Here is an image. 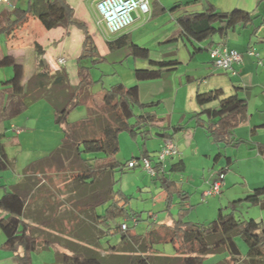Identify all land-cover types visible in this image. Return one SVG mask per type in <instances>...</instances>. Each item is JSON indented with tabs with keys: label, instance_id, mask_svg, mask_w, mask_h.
<instances>
[{
	"label": "trees",
	"instance_id": "trees-1",
	"mask_svg": "<svg viewBox=\"0 0 264 264\" xmlns=\"http://www.w3.org/2000/svg\"><path fill=\"white\" fill-rule=\"evenodd\" d=\"M37 2L41 4L40 8H37ZM184 6L175 3L169 11L174 12ZM30 13L37 16L46 28L73 24L82 29L84 34L82 52L77 58L80 81L73 97L55 112V121L64 124L63 141L47 159L33 164L35 168L36 164H46L57 154L62 156L67 153V156L78 165L77 170L74 171L75 189L73 190L85 220L82 219L74 226V237L81 242L64 238L62 244L69 253L57 251L54 264H202L205 256L221 251H226L229 258L218 264H264V224L261 219L237 218L233 211L225 213L222 208H218L216 217L206 223L186 221L183 216L188 210L189 195L172 179H166L162 184L167 202H171L172 193L176 192L179 196L176 202L177 214L170 223L153 222L144 234L131 231L127 223V228L121 229V224L126 221L118 223L116 218L126 217L128 196L119 189H114L117 181L116 171L123 173L125 169L141 166L130 167L127 164L133 159L147 157L155 168V174H159L164 172V164L169 158L159 162L156 157H152L143 149L140 155L120 162L115 158L119 150L118 134L121 130H127L136 138L140 133L144 140L149 133L148 126L157 125L156 123L160 121L155 114L146 110L157 102H139L137 84L125 86L122 83H115L108 88L104 87L99 108L90 110L86 121L69 123L68 114L86 101L93 86L88 67L82 64V59L97 56V49L86 25L73 16V9L66 0H27L25 8L15 5L7 12L1 11L0 34L18 26ZM198 17L205 19V27L195 28L194 23ZM255 17L257 14L252 11L239 8L221 11L209 4L203 11H182L176 15L175 20L179 26L177 35L192 55L201 49L195 45L196 42L208 39L215 33L221 38H226L227 33L235 26L246 27L253 24ZM261 20L260 24H264V16ZM257 27L254 26L253 33ZM106 44L109 50L125 46L131 51L138 49V45L127 33L108 39ZM148 63V68L135 69L137 80L156 79L166 70L175 69L179 62L176 59H148ZM5 65H11L13 73L10 78L2 82L1 93H6L7 96L3 112L13 117L25 107L21 100L24 67L8 54L0 57V66ZM195 101L201 107L194 115L196 124L203 128L205 134L214 143L236 145L241 142V139L234 136V129L245 117L247 105L245 98L236 92L224 96L222 89L216 88L197 91ZM212 102L216 104L207 106ZM134 107L140 108L141 112L135 113ZM132 117L134 122L129 123ZM90 121L94 124L96 132L78 136L79 128H84ZM185 127L182 122L167 124L163 125L157 134L162 138L171 139L172 132ZM142 145L144 146V143ZM256 148L259 153H264V143H257ZM219 156H221L220 151L215 153L214 160ZM230 162V156H226L225 166L222 169L227 170ZM8 164L7 153L0 141V171L5 170ZM172 166L182 170L183 162L180 159ZM236 202H246L264 209V186L256 187L244 197L233 201L231 203L233 210ZM105 203L108 204L103 213L98 214L96 207ZM25 205L26 196L17 190H5L0 196V211L6 214L0 218V229L4 235L1 248L14 252L18 264H32L31 253L37 248L36 235L23 218ZM81 222L85 225H81ZM104 233H119V242L116 245L102 247L100 238ZM236 236L241 237L240 239L247 245L243 257L235 240ZM163 242H171L175 247V254L167 255L160 252L156 246ZM48 245L50 242L45 239L44 247ZM18 248L21 252H18ZM100 248L106 253L102 254Z\"/></svg>",
	"mask_w": 264,
	"mask_h": 264
},
{
	"label": "rangeland",
	"instance_id": "rangeland-1",
	"mask_svg": "<svg viewBox=\"0 0 264 264\" xmlns=\"http://www.w3.org/2000/svg\"><path fill=\"white\" fill-rule=\"evenodd\" d=\"M11 1L12 0H10L9 6L0 3V12L3 10L7 12L12 9L15 6L14 2L20 8H25L27 6V0ZM70 1L73 4H76L79 1L86 12L79 16L85 17L88 20V23L90 22L92 26L95 27L93 23L98 17L95 1ZM36 5L37 8L41 7V4L38 2ZM36 21L38 22V20ZM56 27L57 26L51 27L53 30H48V28H43L38 22V25H30L28 35L43 44L45 46L44 48L49 49L54 61L58 55L62 56L65 59V63L59 64V66L62 68H68V70L71 68L73 69L77 63L75 55L81 47V43L77 42L75 49L70 48L68 44L65 46L64 50L56 48L55 43L52 42V38L57 34V30H54ZM96 28L98 30L97 26ZM80 30H77V32L80 35H83L82 29ZM101 31H99L101 35L100 37L107 35L106 31ZM99 48L100 50L102 49L101 44L99 45ZM117 50L118 49L111 51L115 53ZM18 53L21 54V56L18 57V60L24 64L26 70H30L34 63L33 50L26 47ZM5 54V37L1 34L0 57ZM169 59L178 60L179 63L177 64L176 69L166 70L161 74L162 77L160 76L156 79L146 80L149 83H158V85H160L156 86V88H150L152 94L159 92L161 97H166L167 95H170L171 90L175 92V89L178 88V79L175 81L174 88L172 89V87H169V81L167 82L163 75L169 73V75L173 76L175 75L173 74V71L184 72V70L188 68L184 62H181V57L177 51H174V53L166 57V60ZM134 60L135 57L133 55L129 57L127 56L120 61H116L112 55L107 57L97 55L83 58L82 64L88 67L93 85H96L95 88H108L115 83H122L125 86H131L133 84L138 85L139 83L144 82L137 80L135 77L134 71L137 67L134 65ZM12 73L13 70L11 65L0 66V92L3 87L2 82L10 78ZM223 75H225V77L229 76L228 74ZM181 80L186 81V75L182 76ZM204 80L207 81L208 77ZM203 82L202 79L197 78L194 80V83L190 82L192 84L188 85L191 87L194 85V90L198 88L197 91H205L212 88L209 87L210 85L202 84ZM186 83L188 82H184V84ZM227 85L228 84L222 89L224 96H227L232 92ZM186 89L189 88L181 87L179 90L177 96L178 105L173 116V122L174 124L178 123L177 117L180 114L178 108H185L188 114L182 124L188 126V128L185 127L176 130L174 133L171 131V134H173L171 139L179 151V154L172 158L173 160H177L179 157L183 158L185 167L183 170L170 172L171 178H173V180H175L189 195L187 205L188 210L184 213L183 219L191 222L206 223L216 217L218 208H222L225 213L233 211L235 216L241 219L260 218L259 211L264 213V209H261L258 205H251L246 202H236L234 203L235 206L233 210L231 203L246 195L248 184L252 186L253 182H264V158L259 154L255 144L258 140H264V127H257L256 133L251 135L250 125L247 124V121L242 120L234 129V136L241 139V142L236 145L222 143L216 145L210 137L204 134L205 132H203V128L196 124V117H194V115L199 112L201 107L195 101V94L192 99H188ZM253 91V89H250L246 94L250 96L251 109L254 106V102L257 101L256 98H254ZM92 98L97 105L96 107L99 108L100 102L98 97L95 96ZM214 104H216V102H212L207 106ZM165 107L164 104L157 103L154 106L146 108V110L150 112L153 111L156 116L162 117L163 114H161L160 111H163ZM134 111L135 113H139L141 112V109L134 107ZM38 112H40V107L32 106L31 108L25 109L13 116L12 119H5L1 122V124L3 123L6 125V135L2 137V142L7 143L9 156L15 162L13 161L11 166L0 171V194L4 192V190L10 191L13 189L15 175H21L24 172L25 166L28 164H31L32 166L43 159H47L53 152H55L51 150L57 146L56 144L58 141L55 143L53 134L51 133L52 129L44 119V115L40 120L36 118ZM76 113L72 114L70 112L67 120H73V118L80 116ZM200 117L203 118L204 116ZM11 121L13 122V127L18 128L19 132L25 130V127H31L32 130L28 132V136L22 138V140L20 138L13 140L11 136L12 127L9 126ZM262 121H264V112L255 114L252 124ZM133 122L134 118L132 117L129 119V123ZM179 122L181 123V121ZM91 123V121L87 122L84 128H79L78 136L95 133V126ZM162 126L163 124L149 125V133L144 140L140 133L134 138L129 131L121 130L118 134L119 150L115 158L120 162H125L132 156L140 155L143 146L142 144L144 142L152 156L156 157L158 151L157 148L161 141L165 139L157 134V132L162 129ZM192 126H194L195 131H193ZM59 127L60 125L56 123V128L60 129ZM0 128L2 129L1 125ZM189 128L191 129L187 130ZM60 131L63 138L62 127ZM217 151L221 152V156L214 160V155ZM226 156H230L232 161L229 164L228 169L225 170L226 178L223 180L221 193L208 196L204 195V191L209 187V181L215 177L218 170L225 166ZM45 165L47 166V170L44 173L45 175L41 176L46 178L45 181L47 183L43 182L41 186L36 188L33 192V195L35 196H33V198L36 199L40 207L34 205L38 210H32L30 205L24 214L25 221L30 229L33 230L37 240V249L31 253L32 264H51L54 259L55 249L57 251L69 253V251L62 246L63 244L60 238L56 237L58 235L61 237L63 235L81 242V240L74 237L75 221L73 216L70 217V208H73L74 204L72 193H70L72 191L69 189L72 186L74 171L78 168L77 162L72 161L70 157L67 156V153H64L62 156L57 154L55 158L48 161ZM41 176L39 175V177ZM161 177L160 174H149L142 169L141 166L125 169L123 173L116 171L115 179L117 181L114 185V189H119L121 193L128 196L126 217L119 216L116 218V222L120 223L123 220L126 221L130 230L138 234H144L153 222H170L177 214L178 208L176 202H178L179 196L175 192L172 193L170 203L165 200V188L161 183ZM201 177L204 178V180L199 182V178ZM39 192L40 195L37 196ZM41 198H43V200H41ZM38 199H40V201ZM79 215L78 222L84 219L80 212ZM2 216H4V212L0 211V217ZM34 220H36V222H34ZM82 224L84 223L81 222V225ZM0 233H2L1 229ZM46 237L51 239L49 240L51 246L49 248L39 249L42 247ZM240 238L241 237L236 236L235 240L241 253H244L247 250V245ZM119 239V233H104L100 238V244L102 247L116 245L119 242ZM156 247L164 254H175V247L171 242L159 243ZM100 251L106 253L105 250L100 249ZM225 255L226 253L209 254L205 256L202 264H214L218 259Z\"/></svg>",
	"mask_w": 264,
	"mask_h": 264
},
{
	"label": "crops",
	"instance_id": "crops-1",
	"mask_svg": "<svg viewBox=\"0 0 264 264\" xmlns=\"http://www.w3.org/2000/svg\"><path fill=\"white\" fill-rule=\"evenodd\" d=\"M12 1L14 2L15 0ZM66 1L69 4V6L73 9V16L76 19L82 21L86 25L87 30L91 35L92 40L95 44L98 55H103L105 57L112 55L116 61H120L121 59H124L127 56L129 57L133 55L135 57L134 65L137 67V69H140V68L149 67L148 59L161 60V59H166V57L174 53V51H177L179 53L181 57V62L182 63L184 62L188 68L185 69L184 72L173 71L174 72L173 74H175L173 76L169 75V73L163 75L164 79L167 82L169 81L170 84L169 87L170 88L172 87V89L174 88L175 81L178 79L177 82L178 88L175 89V92L171 90L170 95H167L166 97H161L159 95V92L153 94L150 92L151 90L150 88H156V86H160L158 85V83H149L147 81L145 83L144 81L143 83L138 84L139 102L149 103V102L158 101L157 103H162L166 106L163 109L164 112L160 111V113L163 114V116L162 117L157 116L160 119V121L156 123L157 125L174 124L173 116L175 114V110L177 109L176 108L178 105L177 96L180 88L181 87L189 88L186 90H187L188 99L190 100L193 98V95L197 92L198 88L194 90V85L193 87H191L188 84H192L194 83L195 79L200 78L202 79V82L204 81L202 84L210 85L209 87H212L210 89H216V88L224 89V87H226V84H228L227 86H229L232 91L230 94L236 92L239 96L246 99L247 105L245 110V117L243 120L247 121V124L250 125L251 135L256 133L257 127H264V121L258 123L254 122L255 124H252L255 114L264 112V67L258 64L257 59L255 57L248 55L246 53V50L248 48H252L259 52L261 59L264 61V24H260L262 21L261 19L264 16V2H259L260 0H149L150 9H151L150 14L137 13L135 14L134 22L130 26H128L127 28H125L124 30L118 33L109 34L101 26L96 24L97 18L94 20L93 24L95 27H93L90 22L88 23V20L85 17L79 16L86 13L85 9H83L79 1L76 4H73L70 0H66ZM175 3H181L184 4L185 6L179 8L177 11L174 12L169 11V9ZM1 4H5V3H1ZM14 4L16 5L15 2ZM209 4L213 5L214 7H216L221 11H230L234 8H239L246 11H252L254 14H257V17H255V19L253 20V24L251 25H248L246 27H242L240 25L235 26L233 30L227 33L226 38H221L217 33H215L208 39H205L201 42H196L195 45L201 49L197 50L194 54L191 55L190 51L183 43L182 39L177 35L179 26L175 20V17L178 13L182 11H188V12L203 11ZM36 20H38V22L43 26V28L47 29L37 16L30 13L28 14L27 18L23 22H21L18 26L1 34L5 37L6 54L14 57V59L18 63L22 64L24 67V76L22 80L23 93L21 95V100L25 105L23 110L29 109L32 106L40 107V112L37 113L36 118L40 120L44 115V119L46 120L47 124L50 125L52 129L51 133L53 134L55 143L56 141H58L56 144L57 146H55L51 150V151H55L63 141V138L60 133L61 132L60 129L61 127L62 129L64 128V124L62 123H58L60 125L59 127L60 129L56 128L57 122L55 121V112L61 109L62 106L65 105V103L73 97L76 91V86L80 81V74L77 63L75 64V67L73 69L71 68L68 70V68L65 67L62 68L61 66H59V64L65 63V59L62 56L58 55L56 57V60L54 61L49 49L44 48L45 46L43 44H41L37 40H34L33 37H30L28 35L29 32L28 30L30 28V25L31 24L38 25V22ZM194 25L195 28L197 29L203 28L206 26V21L203 17H198ZM96 26L98 27L99 31L101 30L106 31V34L108 36L106 35L100 37L101 35L97 30ZM254 26H258V27L256 28V31L253 33ZM49 29L53 30L52 28H48V30ZM54 30H57L56 31L57 34L55 33L56 36L52 38V42L55 43L56 48H59L60 50H64L67 44L70 48L75 49L77 42L81 43V47L79 48L78 52L75 55V58L77 60L78 56L82 52L84 34L82 33L83 35H80L77 32V30L80 29L73 24H70L68 26H57ZM123 33H127L130 35L131 40L138 45L137 50L131 51L127 46H125L118 49L114 53L113 51L108 49L106 41ZM100 44L102 46L101 50L99 48ZM218 44L225 45L228 48L236 49L243 54L242 62L234 65V71H235L234 74L213 67L208 55V49H209L208 47H213ZM26 47L31 48L34 52V61H33L34 63L30 70H26L24 64L18 60L19 59L18 57L21 56V54H19L18 52ZM59 57L63 59V62L57 61ZM223 74H228L229 76L225 77V75ZM185 75H186V81L188 82L186 84H184V82L186 81L181 80V77ZM187 77L189 78L187 79ZM207 77L208 80L205 81L204 79ZM95 87L96 85H93L91 87V90L89 92V97L86 99V101L71 111L72 114L73 113L75 114L77 112L76 114L80 116L73 118V120H68L69 123L75 124L86 121L90 110L97 109L96 107L97 105L93 101L92 97L95 96L98 97L99 102H101V98L104 93V88L103 87L95 88ZM250 89L254 90L253 95L255 96L254 98H256L257 100L256 102H254V106L252 109L250 108V96L246 95L250 91ZM6 103H7L6 93L0 92V125L2 126V129L0 128V141L3 144L5 151L7 153L9 159V164H8L9 167L11 166L14 160L9 156L7 143L2 142V137L6 135L5 132L6 125L3 123L1 124V122L5 119H12L13 117H9L5 114V112H3V107L6 105ZM181 109L182 108H178V110L180 111L179 112L180 114L177 117L178 123L179 121L183 122L188 114L185 108H183L182 110ZM150 113L154 114L153 111ZM9 126L13 127L12 121ZM192 127H193L192 128L193 131H195L194 126ZM186 128H188V126H186ZM24 129L26 131L22 130L21 132L18 133V135H15L12 130L11 136L13 140L17 138H20L22 140V138L28 136V132L32 130L31 127H25ZM190 129L191 128L187 130ZM257 143H264V140H258L255 142V144ZM161 145H162V141L157 148L158 150L161 147ZM143 149L147 151L148 154L152 155L148 147L145 146V142H144V146H142L140 154L142 153ZM259 154L264 158V153L263 154L259 153ZM180 159L183 162V168H182L183 170L185 167L183 158L179 157L177 160H173V158H169L166 160L164 164V172L159 173L162 176L160 178L162 184L166 179L173 180V178H171L170 176V172L179 169L176 166L175 167L172 166V164L178 162ZM28 165L25 166L24 172L21 175L19 174L15 175V182L12 189V190H17L26 196L25 212L30 207V205L32 210L36 209L34 205L39 206L36 199L33 198L34 196L33 192L36 188L40 187L43 182H46L45 181L46 178L42 177L41 175H45L44 173L47 170V166L42 163H39L38 165L36 164L35 168H33V165L31 166V164L29 166ZM39 175L42 178L39 177ZM73 180L74 179L72 177V186L69 189L70 191H72L70 193H72L73 204H74V207L70 208L71 209L70 217L72 216L74 217L73 219L75 221L74 224L75 226L78 223V217L80 216L79 212L82 216L84 215H83V211H80V207L76 202L77 200L73 190L75 189ZM203 180L204 178L202 177L199 178V182ZM259 186H264V182H258V181L253 182L252 186L248 184L246 188V194L252 191V189ZM2 194L3 192L0 194V196ZM39 195L40 192L38 193L37 196ZM38 200L40 201V199ZM41 200H43V198H41ZM107 204L108 203L101 204L100 206L96 207V212L98 214H102ZM259 214H260L259 216L260 218L258 219H261L264 224V213L259 211ZM5 215L6 214L4 213V216ZM34 222H36V220H34ZM170 222H159V223H170ZM56 237L60 238L61 241L64 238H68L63 235L62 237L59 235ZM45 239L48 241L51 240L48 239L47 237ZM3 241H4V235L3 233H0V264H18L17 257L14 252L1 248V244L3 243ZM50 246L51 245H48V247H44V243H43L42 247H40L39 249L49 248ZM100 249L104 250L103 248ZM18 252H21L20 248H18ZM56 252L57 250L55 249V253ZM58 252H63V251H58ZM101 253L104 254L103 252ZM218 253H226V255L218 259L214 264H218L219 262L229 258V255L226 251H221ZM241 254L243 257L245 255V252ZM54 258H55V254H54ZM51 264H54V259Z\"/></svg>",
	"mask_w": 264,
	"mask_h": 264
},
{
	"label": "built area",
	"instance_id": "built-area-1",
	"mask_svg": "<svg viewBox=\"0 0 264 264\" xmlns=\"http://www.w3.org/2000/svg\"><path fill=\"white\" fill-rule=\"evenodd\" d=\"M1 3L10 5V0H0ZM97 12L96 24L101 26L109 34L118 33L135 20V14L146 13L150 14L149 0H95ZM248 55L257 59L259 65L264 67V61L261 59L258 51L248 48ZM210 61L216 69L235 73L234 65L242 62L243 54L236 49L228 48L225 45L218 44L208 49ZM58 62H63L59 57ZM13 133L18 135V128L12 127ZM179 154L177 146L170 138H165L156 154V159L159 162L165 161L167 158L174 157ZM141 165L142 169L151 175L155 174V168L151 160L147 157H141L139 160L133 159L128 162L127 166ZM225 179V169H220L216 172L215 177L209 181V187L204 191V195H216L221 193L223 180ZM126 222L121 224V229H126Z\"/></svg>",
	"mask_w": 264,
	"mask_h": 264
}]
</instances>
